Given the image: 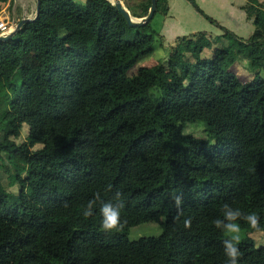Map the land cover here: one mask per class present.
I'll use <instances>...</instances> for the list:
<instances>
[{"label":"trees","instance_id":"obj_1","mask_svg":"<svg viewBox=\"0 0 264 264\" xmlns=\"http://www.w3.org/2000/svg\"><path fill=\"white\" fill-rule=\"evenodd\" d=\"M98 1L41 0L37 18L0 42V157L14 162L20 185L16 194L0 181V264H226L225 235L213 223L224 204L258 215L259 229L241 220L242 228L264 230V19L249 14L255 29L242 39L190 0L241 48L208 61L203 31L129 75L156 49L153 19L132 27L110 0ZM151 3L128 8L141 18ZM160 10L168 13V0H158ZM236 54L250 59L253 78L228 70ZM196 121L207 138L184 132ZM24 124L29 140L18 141ZM118 191L126 223L105 233L99 208ZM145 222L161 223L162 233L130 239ZM238 247V264H264V246Z\"/></svg>","mask_w":264,"mask_h":264},{"label":"rangeland","instance_id":"obj_2","mask_svg":"<svg viewBox=\"0 0 264 264\" xmlns=\"http://www.w3.org/2000/svg\"><path fill=\"white\" fill-rule=\"evenodd\" d=\"M83 5H89L92 7H97L99 1L98 0H74ZM126 5L128 0H123ZM184 2L188 5L189 9L199 18L201 21L211 25L215 31L213 33V38H211V45L204 49L205 53H201L202 58H207L208 61L214 59L219 53V50H227L230 47V52L235 53L238 51L241 46L235 43V38L232 36H217L216 30L220 32V34H224V30L218 27L216 24L212 23L209 19H207L195 6V4L190 0H184ZM197 5L201 7L199 0H195ZM254 6L251 3H246L245 9L248 10L249 14L254 16L260 13L262 19H264V0H252ZM127 6V5H126ZM133 11V10H132ZM36 14V0H9L4 8L0 11V16H6L10 21V25L13 28L19 23V19L24 17H34ZM189 20H192V17L186 12ZM165 18V13L163 11H158L153 20L151 21V28L157 30L159 33L162 30L163 20ZM218 21V20H217ZM221 25L225 26L227 29L230 28L235 29L242 39L248 38L251 34V28L244 25L243 30L237 29L239 24L238 17L237 19H229L223 18L222 21H218ZM185 25L184 20L177 23V27H183ZM12 28V29H13ZM254 28V27H253ZM233 31V30H232ZM64 32V31H62ZM163 39V38H162ZM164 42V41H163ZM162 42V43H163ZM167 46L169 45V40H165ZM160 36L157 37L155 41L156 49L155 51L148 57L141 59L137 64H135L131 69L128 70V74L132 75L138 71L140 67L143 66H152L159 61H164V56L168 58L170 47L164 46L165 44H161ZM237 60L233 61L228 70L234 72V74L243 81H247L253 78L257 69L253 67L250 59L242 54H236ZM260 75L264 78V68L260 70ZM12 81L20 88L22 77H21V67L17 68L16 74L14 75ZM206 123L203 121L196 122H188L185 126L184 132L187 134H194L199 137L207 138L206 132ZM29 126L24 124L23 129L21 130V135L17 139L18 141H24L29 138ZM2 136V133H0ZM2 138V137H1ZM0 138V139H1ZM29 140V139H28ZM213 143V141L211 142ZM35 148L45 147V143L43 141H39L34 145ZM17 167L11 159L8 158L7 155L3 154L0 157V181L3 185L11 192L18 193L20 189L19 182L16 180L17 175ZM163 231V226L159 222H145L139 225H136L130 229L129 238L132 240L138 239L142 236H150V235H159ZM242 240L253 241L256 246H264V230H252L251 228H242Z\"/></svg>","mask_w":264,"mask_h":264},{"label":"crops","instance_id":"obj_3","mask_svg":"<svg viewBox=\"0 0 264 264\" xmlns=\"http://www.w3.org/2000/svg\"><path fill=\"white\" fill-rule=\"evenodd\" d=\"M141 1L143 0H128L126 4L127 8L130 7L133 10V8ZM199 2L203 8L202 10L213 19L222 21L223 18H226L229 21V19L235 20L238 17L240 25L237 26V29H239V31L243 30L244 25H246L247 27L251 28V34L253 33L255 29L253 24L254 17H251L245 9L246 3H251L254 5L252 0H199ZM168 6L169 10L168 13L165 14L162 30L160 33L158 32V36H160L161 39L163 38L159 45L165 44L164 46H167L165 40H169V45L167 47L171 48V52V50L179 42V39L182 37L192 36L204 31L210 40L213 38L212 35L215 29L211 25L197 18L191 9H189L184 0H168ZM137 11L141 12V8H138ZM186 12L189 13V15L192 17V20L188 19ZM182 20H184L185 25L183 27H177V23L181 22ZM230 29V31L233 30L232 32L242 38V36L238 34L239 32L233 28ZM216 35L222 36L224 34H220V32L216 30ZM204 53L205 51L203 50L202 54ZM165 59H167L166 56H164V60Z\"/></svg>","mask_w":264,"mask_h":264},{"label":"clouds","instance_id":"obj_4","mask_svg":"<svg viewBox=\"0 0 264 264\" xmlns=\"http://www.w3.org/2000/svg\"><path fill=\"white\" fill-rule=\"evenodd\" d=\"M116 203L101 202L99 208L100 215L102 217L101 227L105 233H112L121 231L126 221L121 220V210L124 208V202L122 199V193L116 192L114 197ZM101 200L99 192L95 193L93 199H90L83 209V216L90 218L94 215V210L97 201ZM175 203L177 208H180L182 198L175 197ZM223 218H217L213 221L216 228L220 229L225 235L222 244L224 248V254L227 257L226 264H238L239 257L241 256L240 248L238 245L242 242V227L238 221L243 220L252 229H259V217L256 213H243L239 208H233L229 204H224L222 209ZM179 215L176 217L179 221ZM163 219V217H162ZM183 226L185 229H190L192 221L190 218L183 220Z\"/></svg>","mask_w":264,"mask_h":264},{"label":"water","instance_id":"obj_5","mask_svg":"<svg viewBox=\"0 0 264 264\" xmlns=\"http://www.w3.org/2000/svg\"><path fill=\"white\" fill-rule=\"evenodd\" d=\"M125 16V18L128 21V24L132 27H137V26H142L147 24L148 22H150L156 13L157 10V5H158V0H152L149 12L146 16L144 17H135L131 14L130 10L127 8V6L124 4L123 0H110ZM40 9H41V0H36V14L34 17H24L22 18L19 23L13 28L11 29V31H9L8 33L4 34V35H0V42L1 41H7L9 39L12 38V36L15 35V33L21 29V27L29 22L34 20L35 18H37V16L40 13Z\"/></svg>","mask_w":264,"mask_h":264},{"label":"built area","instance_id":"obj_6","mask_svg":"<svg viewBox=\"0 0 264 264\" xmlns=\"http://www.w3.org/2000/svg\"><path fill=\"white\" fill-rule=\"evenodd\" d=\"M13 26L10 25V21L6 16H0V35H4L11 31Z\"/></svg>","mask_w":264,"mask_h":264}]
</instances>
